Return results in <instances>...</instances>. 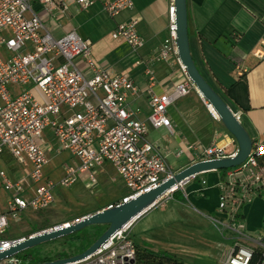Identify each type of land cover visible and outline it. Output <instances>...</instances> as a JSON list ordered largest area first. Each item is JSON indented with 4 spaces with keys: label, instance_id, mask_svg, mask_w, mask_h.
I'll return each mask as SVG.
<instances>
[{
    "label": "built area",
    "instance_id": "built-area-1",
    "mask_svg": "<svg viewBox=\"0 0 264 264\" xmlns=\"http://www.w3.org/2000/svg\"><path fill=\"white\" fill-rule=\"evenodd\" d=\"M32 1L0 0V158L9 157L13 162L11 170L21 172L18 178H11L0 170V187L8 195L0 210V253L14 241L8 229L22 214L54 205L55 185L44 175L51 152H66L76 161L63 167L64 176L58 183L61 187L69 188L80 180L87 189H95V169L109 164L126 188V195L109 207L150 192L193 163L237 153H229L227 146L216 143L184 144L171 150L149 136L150 130H164L166 141L175 138L167 110L195 90L178 57L174 0H169L166 13L167 38L152 59L176 60L180 79L169 90L156 94L153 72L147 68L146 113L133 104L139 89L127 75L96 65L90 40L76 30L60 35L49 31L42 17L32 13ZM34 1L46 16L53 10L59 15L67 10L63 0ZM68 1L82 10L99 4L110 18L133 8L131 0ZM111 37L123 41L134 52L144 45L135 19L117 23ZM184 153L191 156L190 162L174 169L170 158L176 161ZM199 175L166 191L156 204ZM199 185L202 192L207 187L206 180L200 178ZM213 186L218 191V210L228 219L220 224L237 234L221 263L250 264L256 249L264 258V245L247 244L249 239L241 221L243 207L256 198L264 199V143H253L246 160L228 169ZM128 229L116 231L92 255L72 264H134L136 247ZM7 262L19 263L14 259Z\"/></svg>",
    "mask_w": 264,
    "mask_h": 264
},
{
    "label": "crops",
    "instance_id": "crops-1",
    "mask_svg": "<svg viewBox=\"0 0 264 264\" xmlns=\"http://www.w3.org/2000/svg\"><path fill=\"white\" fill-rule=\"evenodd\" d=\"M63 1L67 4L63 15L53 10L52 14L46 16L42 6L34 0L31 2V10L33 14L42 17L49 31L60 35L76 30L82 38L90 40L91 54L96 65L114 74L127 75L139 89V96L133 104L141 107L144 113L148 110L145 93L149 83L147 68L153 72L156 94L164 93L179 81V65L176 60L162 62L152 59L168 35L166 13L169 0H131L133 8L114 18H110L99 4L82 10L68 0ZM186 7L189 48L197 68L239 117L253 143H264V0H186ZM130 19L137 20L138 33L144 40L143 47L136 52L121 40H111L109 44L106 39L117 23ZM227 39L236 41L235 49L240 54L234 62L227 58L234 44L228 43ZM93 43L101 45L102 51H106L103 57H94ZM167 114L176 137L166 141L164 130H150L151 140L163 146L168 145L171 150L184 144L210 145L191 140L180 129L179 116L184 114L181 103L169 107ZM224 134L227 133L221 134V137L217 135L213 143L227 146L229 153L237 151V144L231 136L230 141L219 145L220 141L227 140L223 138ZM186 156L191 160L188 153L182 157ZM207 173L215 174L212 184H208L203 177ZM207 173L199 175L194 182L180 189L181 200L172 195L171 199L168 197L137 218L128 229L132 241L152 251L173 254L185 264L207 260L218 264L223 254L229 251L237 234L232 237L226 232L225 235L230 236L224 238L216 223H226L227 216L219 210L215 216H211L214 213L205 200L210 197L209 192L214 191L218 205V191L213 185L223 175L218 171ZM200 178L207 182L202 192ZM125 195L126 191L123 197ZM241 221L249 239L247 244L259 242L264 245L263 198H256L243 207ZM219 241L228 245L222 252L212 255L216 246H220Z\"/></svg>",
    "mask_w": 264,
    "mask_h": 264
},
{
    "label": "rangeland",
    "instance_id": "rangeland-1",
    "mask_svg": "<svg viewBox=\"0 0 264 264\" xmlns=\"http://www.w3.org/2000/svg\"><path fill=\"white\" fill-rule=\"evenodd\" d=\"M106 39L109 44L111 40L114 41L111 34L108 35ZM105 52L106 51H102L101 45L93 43L92 53L96 59L103 57ZM180 103L183 105L184 114L179 116L180 119L178 120V123L183 133H185V135L191 140H197L202 144L207 145L213 143L217 139V135L220 136L225 132L228 133L219 121V118L216 120L213 114L210 113L207 107L208 103L200 97V95L196 92V89L188 96L176 101L172 107H175ZM228 134H224L225 136L223 137L224 139L227 138L226 143L231 139V135L229 134V136ZM46 139H48L47 135ZM160 142L162 143L163 141L160 140ZM49 159V164L44 168V175L55 185L52 190L55 197V203L46 210H27L24 214H22L16 222L12 223L10 229H8V235L12 240L27 238L28 236L30 237L36 235L62 224L71 223L76 219L92 215L118 202L126 191L123 181L117 176L116 172L109 164H105L103 167L95 169L94 174L98 180V186L95 189H87L84 187L83 183L80 182V180H76L69 188L61 187L58 183L64 176L63 167L65 165L69 166L73 164L75 160L70 158L66 152H60L58 154L51 152L49 154ZM189 160L190 158L187 156L177 159L176 161H173V158L171 157L170 164L175 165L173 168L177 170L183 167ZM0 170L4 171L11 178H18L21 174V172H13L2 158H0ZM203 177L207 179L208 184H212L215 174L207 173ZM213 192L214 191H210V197L205 200V203L212 209V213H214V215H211L212 217L218 213V205L214 199ZM169 199L171 198L169 197ZM7 200L8 195L5 194L0 187V210L5 207ZM216 224L221 230L220 233L224 238L226 236L229 237L230 235L232 237L235 236V233L224 229L218 223ZM101 227L106 229L105 225ZM103 231H101L99 235H101ZM226 232L230 235H225ZM89 233L93 234L94 230L89 229ZM219 242L220 246L217 245L218 247L216 246V249H213L214 251H212V255H216L217 252H222L228 245L224 241ZM232 244H230V247ZM135 247L136 251L138 250V253H141L143 249H145L136 244ZM27 251H29L32 256L54 261L58 255L73 254L75 249L72 241L65 240L64 237H61L35 248L26 250V252ZM219 261L218 264H222V257ZM135 264L148 263L141 261L138 257H136ZM197 264H214V262L207 260Z\"/></svg>",
    "mask_w": 264,
    "mask_h": 264
},
{
    "label": "water",
    "instance_id": "water-1",
    "mask_svg": "<svg viewBox=\"0 0 264 264\" xmlns=\"http://www.w3.org/2000/svg\"><path fill=\"white\" fill-rule=\"evenodd\" d=\"M176 8L177 51L181 65L193 82L196 92L217 114L224 129L233 137L237 144V153L233 157H226L214 161L193 163L176 173L172 178L162 183L148 193L138 195L125 204L104 208L92 215L83 217L79 222L60 225L57 228L43 231L23 240H14L9 249L0 253V264H30L9 263L16 254L35 248L49 241L68 236L90 226H106L103 233L82 253L63 259L39 264H72L92 255L116 231L124 229L143 213L152 208L157 199L174 185L183 184L187 178L211 171L235 168L241 165L249 155L253 141L224 99L205 80L197 68L190 52L188 37V21L186 0H174Z\"/></svg>",
    "mask_w": 264,
    "mask_h": 264
},
{
    "label": "trees",
    "instance_id": "trees-1",
    "mask_svg": "<svg viewBox=\"0 0 264 264\" xmlns=\"http://www.w3.org/2000/svg\"><path fill=\"white\" fill-rule=\"evenodd\" d=\"M228 43L231 45L236 42H232L231 39H227ZM233 40H235L233 38ZM232 51L227 54V58L230 61H235L236 58L240 56L238 51L235 49V43L232 45ZM7 164V166L12 169L13 167V162L9 157L3 156L2 157ZM262 161V160H261ZM228 170V169H227ZM227 170H220L218 171L221 175H224V173ZM173 197L177 198L178 200H181V195L179 191H176L173 193ZM89 229H93L94 233L90 234ZM105 228L101 226H90L88 228L82 229L78 232L72 233L68 236H65V240H70L73 243L75 251L71 255L67 254H61L58 255L56 259H63L70 257L72 255H76L79 253H82L85 251L100 235L101 231H103ZM29 237V236H28ZM136 257H138L139 260L144 261L148 264H185L184 261L181 259L177 258L175 255L164 252V251H152L150 249H143L141 253H138V250L136 251V256H135V262L136 263ZM15 260L19 261L20 263H30V264H39V263H44V262H49L51 261L50 259H41L40 257L37 256H32L29 251H24L22 253L16 254L13 257ZM250 264H264V258L262 257V253L260 249L254 250L252 259L250 261Z\"/></svg>",
    "mask_w": 264,
    "mask_h": 264
},
{
    "label": "bare ground",
    "instance_id": "bare-ground-1",
    "mask_svg": "<svg viewBox=\"0 0 264 264\" xmlns=\"http://www.w3.org/2000/svg\"><path fill=\"white\" fill-rule=\"evenodd\" d=\"M199 95H200V94H199ZM200 96H201V95H200ZM207 107H208L210 113L213 114L214 118L217 120V119H218V116H217V114L215 113V111L212 109V107L209 106L208 104H207ZM224 143H226V141H220L219 145H223ZM175 187H176V186L174 185V186L172 187V189H174ZM132 223H133V222H132ZM132 223L128 224L124 229H126V228H130L131 225H132ZM62 225H66V224H62Z\"/></svg>",
    "mask_w": 264,
    "mask_h": 264
}]
</instances>
